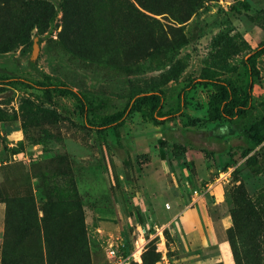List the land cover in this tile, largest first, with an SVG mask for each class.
I'll return each instance as SVG.
<instances>
[{"label":"rangeland","instance_id":"obj_1","mask_svg":"<svg viewBox=\"0 0 264 264\" xmlns=\"http://www.w3.org/2000/svg\"><path fill=\"white\" fill-rule=\"evenodd\" d=\"M245 1L0 0V66L119 102L165 88L174 107L189 76H236L264 40V0ZM211 91H187L174 118L98 131L70 95L47 106L0 83V264H238L230 226L244 264H261L264 57L244 116L206 120Z\"/></svg>","mask_w":264,"mask_h":264},{"label":"trees","instance_id":"obj_2","mask_svg":"<svg viewBox=\"0 0 264 264\" xmlns=\"http://www.w3.org/2000/svg\"><path fill=\"white\" fill-rule=\"evenodd\" d=\"M238 4L246 9L249 8V4L245 0H238ZM263 57L264 40L241 58V70L237 72L236 76L222 77L210 72H204L200 76H189L178 92L176 106L169 108H165L167 102L165 88L134 92L119 102L111 97L90 96L74 88L64 79L45 71L40 72V77H30L15 74L4 66H0V83L20 84L25 88L40 90V92H31V95L47 106L55 104L54 92L56 91L70 95L77 102L76 107L82 117V125L98 131L125 124L134 112H139L146 121H156L162 117L174 118L183 111L186 92L199 84H205L212 87L207 101L206 120L209 122L231 121L244 116L252 108L254 81L255 77L262 75ZM33 65L38 69L36 62H33ZM61 114L65 118H71V114L65 108H62ZM164 141L166 140L164 139ZM176 147L177 144L174 146L175 154L183 152L184 149L180 150L179 146ZM45 197V211L54 212L59 205L58 200L48 193L45 194ZM231 214L234 221L233 210ZM258 224L261 225L262 222H258ZM262 231L264 232V225ZM234 233L235 227L230 226L228 237L233 247L234 256L238 264H244L245 257L236 247V233ZM255 255L261 264H264V249L257 250Z\"/></svg>","mask_w":264,"mask_h":264},{"label":"built area","instance_id":"obj_3","mask_svg":"<svg viewBox=\"0 0 264 264\" xmlns=\"http://www.w3.org/2000/svg\"><path fill=\"white\" fill-rule=\"evenodd\" d=\"M115 251H116V249L111 248V249H110V254H115ZM167 264H169V263H167Z\"/></svg>","mask_w":264,"mask_h":264},{"label":"water","instance_id":"obj_4","mask_svg":"<svg viewBox=\"0 0 264 264\" xmlns=\"http://www.w3.org/2000/svg\"><path fill=\"white\" fill-rule=\"evenodd\" d=\"M37 43V42H36Z\"/></svg>","mask_w":264,"mask_h":264}]
</instances>
